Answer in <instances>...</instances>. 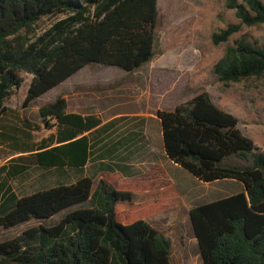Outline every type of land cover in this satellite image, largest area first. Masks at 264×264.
Here are the masks:
<instances>
[{"label": "trees", "instance_id": "16d2710c", "mask_svg": "<svg viewBox=\"0 0 264 264\" xmlns=\"http://www.w3.org/2000/svg\"><path fill=\"white\" fill-rule=\"evenodd\" d=\"M225 1L239 23L213 34V45L226 42L241 26L264 25V1ZM157 15V0H0V116L22 74L31 76L25 95L29 104L87 65L138 70L155 54ZM43 20L48 23L41 27ZM212 72L224 85L261 77L264 47L239 41ZM66 108L61 97L41 107L37 116L50 134L18 148L21 155L13 161L58 176L70 171L75 178L21 197L1 195L0 186V227L37 223L0 242V264H171L170 241L146 217L178 200L177 189L120 191L85 175L98 136L109 125H102L98 115ZM156 118L171 163L203 183L232 180L243 186L239 193L188 210L202 264H264V153L206 93L173 111H157ZM229 157L250 165H225ZM100 166L102 172H124L121 166ZM5 170L1 166L0 174Z\"/></svg>", "mask_w": 264, "mask_h": 264}, {"label": "rangeland", "instance_id": "374dc122", "mask_svg": "<svg viewBox=\"0 0 264 264\" xmlns=\"http://www.w3.org/2000/svg\"><path fill=\"white\" fill-rule=\"evenodd\" d=\"M236 2L244 4L245 0ZM157 11L155 54L134 72L87 65L29 104H25V95L31 76L22 74L20 87L10 91L0 116V167L6 166L0 174V186L4 184L1 195L21 197L75 178L70 171L58 176L55 171L13 161L21 155L18 148L37 144L50 134L37 116L41 107L61 97L66 100L67 112L95 114L104 120L115 112L125 113L106 123L109 128L98 136L99 144L85 175L95 182L104 179L120 191L144 192L174 186L179 199L164 203L146 220L170 241L171 264H202L188 210L239 193L243 186L232 180L203 183L169 163L156 112L173 111L206 93L218 109L236 118L240 133L264 153V75L224 85L212 72L226 49L239 41L264 47V25L241 26L226 42L213 45V34L239 23L225 0H157ZM47 23L43 20L40 26ZM26 122L32 126L27 127ZM103 164L121 166L124 172H102ZM224 164L248 166L250 162L229 157ZM20 166L26 168L9 176ZM61 215L47 224L57 222ZM35 225L30 221L11 229L0 227V242Z\"/></svg>", "mask_w": 264, "mask_h": 264}, {"label": "crops", "instance_id": "0c3cea01", "mask_svg": "<svg viewBox=\"0 0 264 264\" xmlns=\"http://www.w3.org/2000/svg\"><path fill=\"white\" fill-rule=\"evenodd\" d=\"M75 113H77V114H80V115H88V114H82V113H78V112H75ZM123 114H125V113H121V112H115L114 114H112L107 120H104L103 118H101L102 119V125H105L108 121H111V120H113V119H116V118H119L120 116H123ZM129 115H132V116H134L135 114L134 113H130ZM114 149V147L111 149V150H113ZM18 153V152H17ZM18 154H20V153H18ZM168 160V159H167ZM168 162L169 163H171L169 160H168ZM171 164H173V163H171ZM174 166H176L175 164H173ZM177 168H179L178 166H176ZM235 182V181H234ZM1 204V203H0Z\"/></svg>", "mask_w": 264, "mask_h": 264}]
</instances>
